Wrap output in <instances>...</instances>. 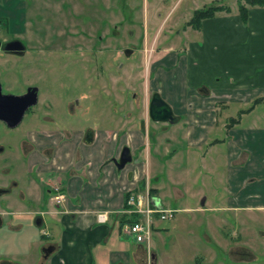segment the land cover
Listing matches in <instances>:
<instances>
[{"label":"rangeland","instance_id":"1","mask_svg":"<svg viewBox=\"0 0 264 264\" xmlns=\"http://www.w3.org/2000/svg\"><path fill=\"white\" fill-rule=\"evenodd\" d=\"M211 3L227 5L234 11L238 6V0H0V25L4 21L7 25L23 28L33 25V29L45 33L52 31L62 37L60 49L39 50L34 54L40 65L35 67H49L41 72L37 82L43 90L60 88L70 96L79 91L76 94L80 95V105L75 113L69 112L66 104L57 108L64 115L60 120L62 136L73 142L76 133L81 131L86 149H97L99 142L85 140L88 129L101 133L103 143H106L113 130L120 139L129 128L142 127L144 118H149L151 63L160 55L187 44L196 33L188 27L187 21L195 9ZM31 17L37 19V25L31 24ZM40 42L36 40V48ZM125 47L133 49L129 55L123 53ZM4 56L0 57V69L8 75L4 70H10L13 63ZM52 61L54 65H51ZM56 64L63 68L60 76ZM38 69L36 74H40ZM35 73L33 76L36 78ZM2 80L14 85L11 75H2ZM249 104L232 103L223 113L237 116L240 107ZM253 116L264 117V103H259L245 119ZM180 123L176 125L180 126ZM143 126L146 141L142 149L143 158L151 164L158 161L152 172L159 178L165 206L174 209L173 216L157 220L161 228L153 242L154 264H264V212L257 213L255 219H249L246 228L237 230L234 229L231 211L210 207L222 204L227 192L230 161L226 156L224 133L218 131L220 139L212 144L192 146L181 137L182 130L177 131V141L169 143L163 136L157 140L159 131L155 127L159 124L151 118L145 119ZM33 127L34 153L38 150L44 152L46 145L59 141L58 136L52 139L39 134L49 129V125L34 123ZM77 145L73 148L81 152L84 147ZM174 149L176 153L170 159V151ZM10 168L15 176L19 171L22 176L25 174L21 170L23 167ZM19 180L22 186L26 185L22 179ZM50 186L61 192L62 184ZM174 186L183 195L177 196ZM202 197L206 199V209L198 212L187 208L199 204ZM46 201L45 208L56 207L54 200L47 198ZM22 205L27 204L14 202L7 209L17 206L22 209ZM37 205L33 202L28 206ZM57 217V214L51 216L46 213L39 226L35 222V213H16L14 220L22 224V228L0 227V252H13L16 259H19L17 253H23L27 259L25 264H36L42 239L48 240L50 232L57 236ZM217 217L221 218L220 221L215 220ZM42 233L45 238H42ZM236 242L251 245L257 258L252 262H237L248 256L242 250L237 251ZM149 260L152 261L151 258Z\"/></svg>","mask_w":264,"mask_h":264},{"label":"crops","instance_id":"2","mask_svg":"<svg viewBox=\"0 0 264 264\" xmlns=\"http://www.w3.org/2000/svg\"><path fill=\"white\" fill-rule=\"evenodd\" d=\"M248 12L246 21L237 6L235 11L231 7L216 10L198 25L188 24L199 36L193 33L183 47L160 55L151 63L153 75H149L151 92L158 91L178 116L177 121L170 122L172 125L154 120L159 124L155 127L159 131L157 140L163 136L175 143L177 131L182 130L181 137L187 144L200 146L214 143L220 139L219 132L224 133L230 161L227 192L222 204L210 207L231 211L237 230H243L249 219L264 212V117L245 119L263 102L241 112L237 120L223 113L232 103H251L254 97L264 95V5L249 6ZM144 120L140 129L129 128L120 139L113 130L107 144L103 143L101 133L92 131V139L87 142H99L97 149H86L83 134L78 131L73 142L62 136L57 150H50L49 160L41 169H56L62 179L64 199L56 207L48 208L47 214L58 215V229L57 236L52 232L47 235L54 248L44 264H154L153 242L161 228L159 218L153 221L148 242H137L126 229L127 222L136 216L125 211L131 207L126 203L130 193H148L166 207L159 178L152 172L158 161L147 163L142 155L146 144ZM178 122L180 126L176 125ZM212 135L215 136L211 138ZM76 143L79 148L84 147L81 152L73 148ZM125 144L131 148L132 159L118 169L112 158L119 156ZM170 152L171 159L176 150ZM41 157L38 150L32 157L33 163ZM174 192L183 195L176 186ZM187 208L203 211L207 208L205 197ZM103 211L106 219L100 221L98 213ZM236 244V248L246 249L248 256L237 262L257 258L251 245Z\"/></svg>","mask_w":264,"mask_h":264},{"label":"flooded vegetation","instance_id":"3","mask_svg":"<svg viewBox=\"0 0 264 264\" xmlns=\"http://www.w3.org/2000/svg\"><path fill=\"white\" fill-rule=\"evenodd\" d=\"M38 19H40V16ZM25 21L27 22V20ZM30 21L31 24H36L37 19L31 17ZM32 26L30 28L27 25L24 28L23 26H10L7 25L6 21H4L2 26L0 25V33L4 34L3 36L0 35V57L5 55L4 57L9 58L11 64L13 63V67L10 70H4V73H8V75L3 74V69H0V227L7 225L8 228L13 230L22 228V224L14 220V215L20 212L25 214L29 212L35 213L36 224L42 225L43 216L48 213L44 203L47 202V198L54 200L53 196L57 193L56 187L54 186V188L50 185L55 183L60 185L62 183V179L58 176L56 169L48 171L41 169L43 164L49 160L48 154L50 150L52 149L55 152L60 146V139L63 135V127H61L60 120L63 119L64 115L59 110L57 111V108L66 104L69 112L75 113L76 108L80 105V95L76 94L79 91L70 96L63 93L60 88L51 91L41 89L42 87L37 82V79L43 73L42 71L47 70L49 67L45 69L35 67L40 65L38 61H35L34 54H37L39 50L45 52L58 47L60 49V46L63 45V39L55 32L45 33L42 30L33 29ZM112 28L114 27L112 26ZM26 33L27 36L24 35ZM46 34L49 35L48 38ZM98 38L101 39V36L99 35ZM36 40L39 42L43 40L42 43H37V48L34 45ZM7 44L8 46L5 48ZM40 44H42V47H40ZM125 49L133 50L130 47H125L123 53H125ZM24 56L25 59L23 60ZM54 64L55 62L51 65ZM56 65L60 69L58 73V76H60L63 68L58 64ZM23 69L25 73H23ZM37 69L40 74L35 73ZM34 73L37 76L36 78L33 76ZM2 75L6 77L11 75L15 86L10 82L5 83L2 80ZM59 85L65 86L64 84ZM28 91H35V102L26 106L19 116L20 108L11 101L6 100L3 94L22 95ZM34 123L36 125L47 124L50 126L49 129L40 131V135L52 139L59 137V141L49 144L50 146L46 145L45 149H43L44 152L40 151L43 158L41 157L40 161L35 164L32 161L34 155V139L32 138L35 131ZM90 130L86 131L85 137ZM17 166L20 169L23 167L21 170L25 173L24 176H22L20 171L17 176L11 173L10 167H15L16 169ZM19 179H22L26 185L22 186ZM14 202L26 203L27 205H22L24 206L22 209H19V206L11 210L7 209ZM33 202L38 205L29 207ZM55 204L58 205L59 202L55 201ZM42 238H45L44 233H42ZM47 245H50L48 240L42 239L39 247L40 255L36 264H44L46 256L42 248ZM239 250L247 252L246 249L237 248V251ZM17 254L19 259L13 257V252H0V264L27 263L23 253Z\"/></svg>","mask_w":264,"mask_h":264},{"label":"built area","instance_id":"4","mask_svg":"<svg viewBox=\"0 0 264 264\" xmlns=\"http://www.w3.org/2000/svg\"><path fill=\"white\" fill-rule=\"evenodd\" d=\"M53 198L60 203L64 199V194L57 191ZM126 203L131 207L125 211L136 214L135 218L127 222L126 229L137 242H148L152 236L154 219H166L172 216L174 211L172 208L156 203L148 193L145 196L141 193H130L126 198ZM98 219L104 221L106 211L98 213Z\"/></svg>","mask_w":264,"mask_h":264},{"label":"water","instance_id":"5","mask_svg":"<svg viewBox=\"0 0 264 264\" xmlns=\"http://www.w3.org/2000/svg\"><path fill=\"white\" fill-rule=\"evenodd\" d=\"M7 46L8 44L5 45V48ZM125 53L129 54L130 49H125ZM31 95L33 96L31 97ZM3 97H5L6 100L11 101L13 104L17 105L20 108V116L26 106L35 102V91H28L27 93L22 95L3 94ZM147 113L148 116L155 121L175 122L178 120V116L173 113L170 104L160 95L158 91L152 92L148 101ZM92 135L93 132L91 130L88 131L85 140L91 141ZM131 159V148L126 144L123 145V147L121 148L119 156L112 158L118 169L123 168L127 162L131 161ZM53 248V244L43 247L42 250L44 252V255L47 256L53 250Z\"/></svg>","mask_w":264,"mask_h":264},{"label":"trees","instance_id":"6","mask_svg":"<svg viewBox=\"0 0 264 264\" xmlns=\"http://www.w3.org/2000/svg\"><path fill=\"white\" fill-rule=\"evenodd\" d=\"M253 5H264V0H238L239 14L243 20L246 21L249 13V6ZM229 8L230 7H228L227 5L211 3L209 5L195 9L193 15L187 22L189 24L198 25L203 18L212 16L216 12V10H228ZM258 102L264 103V95L254 97L250 105L246 108L240 109L237 116L233 117L232 119L237 120L241 112L250 110L254 106V104Z\"/></svg>","mask_w":264,"mask_h":264}]
</instances>
